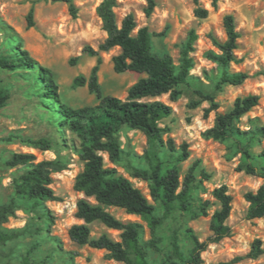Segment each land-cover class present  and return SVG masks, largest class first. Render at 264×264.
<instances>
[{"label":"rangeland","instance_id":"1","mask_svg":"<svg viewBox=\"0 0 264 264\" xmlns=\"http://www.w3.org/2000/svg\"><path fill=\"white\" fill-rule=\"evenodd\" d=\"M102 0H73L78 9L73 19L65 3L51 0H0V56L14 58L13 50L18 41L22 48L38 64L48 69L57 86L59 99L69 108L96 106V95L88 87L73 86L77 76L88 78L96 57L89 56L85 47L97 51L107 34L101 28L96 8ZM156 7L150 16L144 14L145 0H118L114 8L116 20L120 25L127 14H133L136 21L135 35L138 29L146 27L152 41V52L157 55L169 54L178 65L180 52L190 30H194L197 40L190 54L194 66L186 85L178 87L180 95L173 101L169 94L157 100L172 108L170 116L160 122L165 129L163 140H171L175 152L168 149L161 160L164 167L175 166L183 182L192 168L193 183L190 188L189 211L174 210L163 219L158 229L162 238L161 252L149 251V264H164L169 252V237L173 231L179 235L181 248L188 255L192 247V237L200 242L211 235L210 218L220 204L213 192L224 186L232 198V210L227 225L231 234L217 244H209L201 254L205 264L228 261L236 256L246 255L252 243L258 239L264 248V218L247 220L248 204L244 200L247 191H255L262 180L238 171L240 154H235L229 142L205 139L202 134L213 126L216 111L206 110L209 102L204 101L197 92L211 95L218 105L217 112H228L238 97L257 95L259 103L240 119L241 130L254 126H264V0H198L199 6L208 10L206 19H198L193 11V0H155ZM33 8L34 26L28 28L26 15ZM232 15L236 31L239 33L237 49L234 54L236 63L228 67L229 73H246L248 78L238 86L219 84L222 69L216 63L205 58L213 47L210 36L220 41L226 39L223 17ZM115 47L107 52L99 51L101 64L97 73V82L103 96L125 100L127 91L142 74L125 72L117 74L113 70L112 57L119 54ZM75 58L73 63L71 59ZM0 82L9 95L6 106L0 110V205L14 197L13 180L26 173L30 165L7 167L6 161L12 154H33L34 164L41 161L58 160L64 169L51 174L50 188L55 200L36 203L23 198L18 200L20 209L10 218L5 227L24 229L16 241L3 248L9 254L12 264H19L27 256L31 264H124L109 260L105 250L92 249L71 242L69 228L81 221L75 218L76 202L83 194L74 189L76 176L82 171L84 162L76 153L79 146L77 137L66 126L56 112L57 105L44 98L45 87L36 79V73L24 68L13 71L0 68ZM122 148L126 154L116 163H111L106 154H102L106 167L116 168L118 173L140 189L156 210L155 216L162 217L164 209L159 202H153L149 196L148 183L133 176L132 168H147L146 151L148 141L142 132L120 129ZM46 140L51 148L41 151L31 147L28 140ZM189 154L182 162H176L175 156L181 147ZM264 149V139L251 147L253 154ZM109 212L124 222L139 223L142 239H150L147 222L135 215H128L118 208H109ZM205 210L206 215H203ZM197 215V216H196ZM107 234L119 241V232L95 222L91 225V237ZM238 264H264V255L257 259H244Z\"/></svg>","mask_w":264,"mask_h":264},{"label":"trees","instance_id":"2","mask_svg":"<svg viewBox=\"0 0 264 264\" xmlns=\"http://www.w3.org/2000/svg\"><path fill=\"white\" fill-rule=\"evenodd\" d=\"M52 2L65 3L69 15L77 18L78 9L73 0H51ZM144 14L148 17L156 7L155 0H145ZM118 0H102L96 8V14L101 21V28L106 32L105 40L98 46V50L85 47L84 51L91 57H96V64L92 67L88 78L77 76L73 80V86H87L99 100L96 106L81 108H69L61 103L51 72L40 66L22 48L18 41L13 50L14 58L0 56V68L16 70L24 68L36 73V79L45 87L44 98L57 105V114L61 118V125L68 127L78 141L76 153L84 162L82 171L76 176L74 189L83 194L76 202L75 218L81 223L73 224L68 230V238L71 242L88 246L92 249L105 250L109 260L124 264H149V251L161 252L162 238L158 235V229L163 219L174 210L189 211L190 188L193 183V169L191 168L183 182L175 166L164 167L161 156L165 149L175 152L171 140L164 142L165 129L160 126L161 120L172 113V108L156 98L169 94L171 100L180 95L178 87L186 85L190 77V71L194 66L191 53L194 51V43L197 35L190 30L187 40L184 42L180 61L176 65L169 54L157 55L152 52L151 36L146 27L136 28L133 14H127L118 25L114 8ZM195 9L193 14L198 19H206L208 10L199 6L198 0H193ZM217 0H212L215 8ZM27 27H33V8L26 15ZM223 28L226 39L220 41L210 36L213 47L217 52L208 50L205 58L216 63L222 69L219 84L232 86L241 85L247 78L246 73H229L228 67L238 60L234 54L237 49L239 33L236 31L235 19L232 15L223 17ZM115 47L120 49L119 54L112 57L113 70L117 74L134 72L144 77L136 81L127 91L125 100L116 97L103 96L98 82L97 73L101 58L98 52H107ZM75 58L71 59L73 63ZM197 94L209 102L210 107L205 111H216L213 126L205 130L202 136L218 142H229L235 154H240L241 163L238 171H243L261 179L262 184L255 191H247L244 200L248 204L245 218L255 220L264 218V149L258 154L251 152L255 142L264 139V126H254L248 130H241L240 119L249 113L259 103L257 95H247L235 99L232 108L226 113L217 112L218 105L213 96L202 92ZM10 95L2 87L0 82V110L3 109ZM126 126L129 129L143 133L148 141L146 151L147 168H132L133 176L148 183L149 196L153 202H159L164 213L162 217L155 216V206L149 202L144 193L136 188L129 179L120 175L116 168L104 165L102 154H106L111 163H116L126 154L122 148L120 129ZM27 143L38 150H50V144L44 140H28ZM189 154L185 145L181 152L175 156L176 162H182ZM33 154H12L6 161L7 167L18 165H30L26 173L13 180L14 197L7 203L0 205V264H12L9 254L3 248L10 242L16 241L23 235L24 229H10L5 227L10 218H14L16 211L20 209L18 200L27 198L36 203L55 200L51 174L64 169V164L58 160L41 161L34 164ZM214 198L220 207L212 214L209 223L211 235L207 240L200 242L197 237H192V247L185 255L179 235L173 231L169 237V252L165 255L164 264H205L201 254L209 244H217L231 234L227 219L232 210V198L224 186L215 189ZM109 208H118L128 215H135L147 222L150 239L143 241V228L136 222H124L109 212ZM203 215H206L203 210ZM197 216V215H196ZM98 222L108 229L119 232V241H115L107 234H101L97 238L91 237V225ZM264 255L261 241L256 239L244 256H236L228 261H220L209 264H238L244 259H257ZM19 264H31L27 256L23 257Z\"/></svg>","mask_w":264,"mask_h":264}]
</instances>
